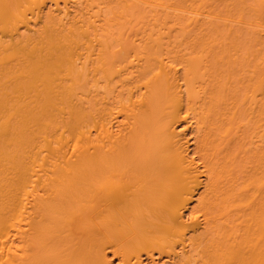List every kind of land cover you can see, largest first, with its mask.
Here are the masks:
<instances>
[{
    "label": "bare ground",
    "instance_id": "6f19581e",
    "mask_svg": "<svg viewBox=\"0 0 264 264\" xmlns=\"http://www.w3.org/2000/svg\"><path fill=\"white\" fill-rule=\"evenodd\" d=\"M0 264H264V0H0Z\"/></svg>",
    "mask_w": 264,
    "mask_h": 264
},
{
    "label": "rangeland",
    "instance_id": "374dc122",
    "mask_svg": "<svg viewBox=\"0 0 264 264\" xmlns=\"http://www.w3.org/2000/svg\"><path fill=\"white\" fill-rule=\"evenodd\" d=\"M141 27V21H129L125 22L121 27H117V29H121L126 32V34H133L137 32V30Z\"/></svg>",
    "mask_w": 264,
    "mask_h": 264
}]
</instances>
